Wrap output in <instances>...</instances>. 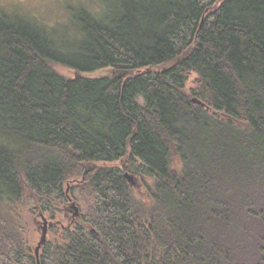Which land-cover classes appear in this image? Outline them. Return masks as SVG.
Instances as JSON below:
<instances>
[{"label": "trees", "instance_id": "obj_1", "mask_svg": "<svg viewBox=\"0 0 264 264\" xmlns=\"http://www.w3.org/2000/svg\"><path fill=\"white\" fill-rule=\"evenodd\" d=\"M97 3L0 9V264H264V0Z\"/></svg>", "mask_w": 264, "mask_h": 264}, {"label": "rangeland", "instance_id": "obj_2", "mask_svg": "<svg viewBox=\"0 0 264 264\" xmlns=\"http://www.w3.org/2000/svg\"><path fill=\"white\" fill-rule=\"evenodd\" d=\"M97 2L98 0H0V9H5L8 12L21 9L24 12L36 16L43 24L62 27V25L69 22V17L71 16L72 9L74 7L78 8L82 4H85L88 7H92L97 10L99 8ZM61 72L69 77L75 76L74 70L66 67L61 68ZM111 73V69H104L96 73L89 74V76H110ZM73 203H75V207L73 206ZM64 208L66 209L65 214L58 219L61 227L66 226L69 221H73L81 215V207L72 197H70L68 203L64 205ZM77 209L80 214L75 215V211ZM48 221L50 225H52V222L50 220ZM30 222L32 223L31 240L32 243L37 246L44 228L42 214L34 218L30 217ZM50 225L48 226V230Z\"/></svg>", "mask_w": 264, "mask_h": 264}, {"label": "water", "instance_id": "obj_3", "mask_svg": "<svg viewBox=\"0 0 264 264\" xmlns=\"http://www.w3.org/2000/svg\"><path fill=\"white\" fill-rule=\"evenodd\" d=\"M126 175L128 176V178H129V180H130L131 182H135L133 176L129 175L128 173H127ZM135 183H136V182H135ZM73 206L75 207V203H73ZM75 213H76L75 215L80 214V212L78 211V209L75 211ZM42 218H43V220H44V228H43V232H42L41 239H40V241L38 242V245H37V247H36V256H37V258H38V262H39L40 248H41L42 244H43V243L46 241V239H47L48 226L50 225L49 221L47 220V218L45 217L44 214H42Z\"/></svg>", "mask_w": 264, "mask_h": 264}, {"label": "bare ground", "instance_id": "obj_4", "mask_svg": "<svg viewBox=\"0 0 264 264\" xmlns=\"http://www.w3.org/2000/svg\"><path fill=\"white\" fill-rule=\"evenodd\" d=\"M69 190H67V192H68ZM37 247V246H36Z\"/></svg>", "mask_w": 264, "mask_h": 264}]
</instances>
